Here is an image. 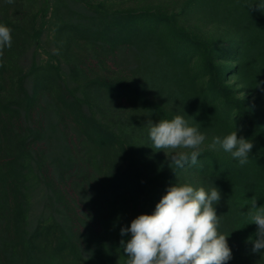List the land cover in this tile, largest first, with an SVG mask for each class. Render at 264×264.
I'll return each instance as SVG.
<instances>
[{
  "label": "rangeland",
  "instance_id": "374dc122",
  "mask_svg": "<svg viewBox=\"0 0 264 264\" xmlns=\"http://www.w3.org/2000/svg\"><path fill=\"white\" fill-rule=\"evenodd\" d=\"M258 2L0 0V24L12 30L0 55V102L21 108L30 89L40 94L37 123L51 161L66 166L59 171L72 170L63 138L78 134L76 125L87 132L86 200L108 213L96 219L101 232L84 233L79 264H126L120 242L131 234L121 228L152 214L176 183L220 190L214 207L232 252L227 264H264L252 252L257 226L248 216L253 199L264 206V10L249 9ZM175 115L206 135L197 164L182 169L148 135L149 122ZM234 130L253 143L243 166L208 147ZM3 247L0 264H8Z\"/></svg>",
  "mask_w": 264,
  "mask_h": 264
},
{
  "label": "trees",
  "instance_id": "16d2710c",
  "mask_svg": "<svg viewBox=\"0 0 264 264\" xmlns=\"http://www.w3.org/2000/svg\"><path fill=\"white\" fill-rule=\"evenodd\" d=\"M39 96L30 89L27 104L21 108L10 101L0 102V144H5L6 155L0 171L3 255L8 264H74V257L79 264L84 233L88 228L101 232L96 219L108 209L101 213L97 204L86 200L91 172L84 157L87 132L83 128L76 125L78 134L63 138L61 144L64 161L72 170L59 171L66 166L58 168L51 161L43 127L37 123L34 101ZM66 126L67 134L74 129Z\"/></svg>",
  "mask_w": 264,
  "mask_h": 264
},
{
  "label": "clouds",
  "instance_id": "9594fccd",
  "mask_svg": "<svg viewBox=\"0 0 264 264\" xmlns=\"http://www.w3.org/2000/svg\"><path fill=\"white\" fill-rule=\"evenodd\" d=\"M12 4L14 0H5ZM264 10V0L253 3ZM11 29L0 24V55L4 47H11ZM151 148L163 151L170 159L169 166L182 169L196 165L203 152L201 147L206 135L196 126H191L182 115L171 120L161 119L148 124ZM219 145L243 166L249 161L253 143L238 137L234 130L223 138H212L209 148ZM221 199L218 188L210 190L194 188L189 184L172 185L167 188L152 214H140L130 226L121 228V236L131 234L125 243L121 240L126 264H227L232 252L227 243L228 235L218 231L219 216L214 205ZM248 216L257 226L255 239H250L252 252L264 255V206L257 207L253 199Z\"/></svg>",
  "mask_w": 264,
  "mask_h": 264
}]
</instances>
